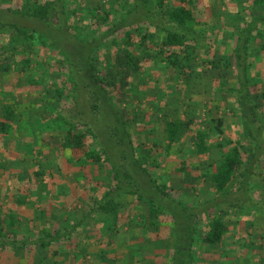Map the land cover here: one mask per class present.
Returning <instances> with one entry per match:
<instances>
[{"label":"rangeland","instance_id":"1","mask_svg":"<svg viewBox=\"0 0 264 264\" xmlns=\"http://www.w3.org/2000/svg\"><path fill=\"white\" fill-rule=\"evenodd\" d=\"M47 1L51 0H40L42 4ZM65 1L75 12L56 11L52 18L57 25L52 26L15 11L38 0H0V207L9 199L15 200L20 194L17 188L22 187L28 189V196L22 201L21 213L35 216L43 224L45 211L40 206L53 203L45 196L42 201L41 195L47 192L52 193L50 199L62 197L61 204H53V208L65 209L62 216L88 214L72 237L69 253L47 252L45 264L264 263V136L255 131L250 135L245 125L250 108L245 105V111L240 102V98L246 101L249 92L256 121L264 128V49L260 48L262 35L257 33L259 28L264 33V22L252 30L256 36L250 42L247 70L251 87L243 88L240 97L238 67L232 62L237 57L234 46L238 34L249 26L246 21L251 13H264V2L164 0L166 4L191 6L195 15L196 21L188 26L196 40L186 39L190 46L183 52L189 56L188 68L173 71L165 62L149 58L136 74L129 64L130 56L138 60L143 52L146 55V48H160L159 39L143 40V35L155 31L159 38L163 36L164 9L153 6L159 15L156 27L145 20V8L134 9L135 0ZM106 12L110 13L107 17ZM238 12L246 19H236ZM63 22L65 28L60 30L58 25ZM19 25L25 30L36 28L32 43L24 42ZM126 30L132 32L134 45L127 44ZM91 68H96L109 98L93 82ZM12 109L15 121L8 119ZM58 114L78 124L86 135V146L102 156V165L90 164L84 172L75 165L73 169L65 166L73 152L64 137L65 128L54 127ZM219 118L223 120L222 132L216 127ZM168 121L181 124L180 138L172 144L167 137ZM4 122L6 129L1 130ZM203 130L208 132V150L200 154L195 136ZM24 134L30 143H25ZM238 140H244V163L228 187V196L219 198L208 176L219 156ZM20 142L31 151L16 154ZM55 156L57 165L52 163ZM14 172H19V181L11 186L8 173ZM28 175H32L30 181ZM120 182L128 190L137 189L139 182L144 195L117 193ZM91 184L99 185L94 197ZM61 187L66 191L56 196ZM6 190L11 191L10 197ZM110 191L122 212L117 230L103 234L98 219L105 213L98 208ZM151 199L158 200L162 212L151 213ZM217 217L230 229L222 244L208 245L202 236ZM22 255L1 250L0 264H25Z\"/></svg>","mask_w":264,"mask_h":264},{"label":"trees","instance_id":"2","mask_svg":"<svg viewBox=\"0 0 264 264\" xmlns=\"http://www.w3.org/2000/svg\"><path fill=\"white\" fill-rule=\"evenodd\" d=\"M27 1L29 2L30 0H26V2ZM260 2H264V0H253L252 5L258 4ZM59 3L62 4L61 8H58L57 6ZM77 3L80 4L79 2ZM134 5H135L134 9H138L139 7L145 8V10L148 12L147 14L148 19H145V20L150 24L152 23L151 25H156V27L158 26V24L156 23H157V17H159V15H155L157 13L155 11V8H153V6L155 5L157 6V8L164 9V14H163L164 19H161V18L160 19L164 23V25H166L165 28H163L164 34L160 38L156 34L155 31L152 32L153 34L148 33V31L144 33L143 40L149 39L152 41V40L159 39L160 48L158 50H153V51H150L151 48L150 50L146 48V51H145L146 55L143 52V58L138 59V60L135 59L134 55L132 54L133 56L132 55L130 56L129 64L131 68L134 69L135 73L138 74L139 71L143 70V67L144 68L146 67L145 63L148 61L149 58L153 60L154 62L156 61L165 62L167 65V68L174 69L173 71H183L186 68H188L187 60L189 59V56L187 52L186 53H183V52L185 50L187 51V49L190 46L187 40L188 41L196 40L191 35L193 34V31H192L193 28L188 26V24H193V22L196 21V18L192 11L191 6H186L184 4H172V3L166 4L164 0H157L156 3H154V0H151V1L150 0H135ZM28 6L29 8L27 7L26 9L24 8L25 6L21 8L18 7L15 11L17 12L21 11L23 15L37 17L39 18L38 19L39 22H43L44 24L52 25V26L57 25L53 23L54 18H52L53 15L56 14V11L62 9L64 13H66V11L67 12L71 11L70 13L75 12L74 11L75 8L69 10L70 8L67 6V3L65 0H51V1L45 2L44 4H42L40 0H38V3L34 2L32 5H28ZM129 13L131 14V11L128 12V15H130ZM14 14H17V13H14ZM108 14L110 13L106 12L105 16L107 17ZM251 14L253 16L250 18L249 22L246 21V23H250L249 26L247 25V27H245L241 31V33L238 34L237 40L235 41L234 50H235V55L237 57L235 59H232V62H235V66L238 67V74H239L238 76H239V84H240L239 91H238L239 97L243 95V88L251 87L250 86L251 80H250V76H248L247 74V70L249 69V65H250V61L248 59V56L250 53L249 51H251L252 49V45L250 44V42H252L253 38L256 36V34H254L255 31H252V30L257 29V27H260L262 22H264V13L258 16L256 15L254 16L253 13ZM237 18L238 20L246 19L243 13L241 12H238L236 19ZM124 21H126V18L124 19ZM10 23L13 25H18L14 21H11ZM64 26H65L64 22L62 23V25H58L59 29L65 28ZM173 26L175 29L171 28ZM24 28L25 27H22L20 25L17 26L18 33L25 35V39H26L24 41L25 43L26 42L32 43V40L35 38L34 32L36 28L32 29L30 27L33 33L31 32V30H25ZM257 31H258L257 32L258 35L259 36L262 35L261 37L263 38V42L262 44H260V48L264 49V33L262 32V29L260 28L257 29ZM65 32L67 33L66 30ZM126 35H127V41H126L127 44L134 45L132 42V38H133L132 32L129 30H126ZM238 41L242 42V45L237 44ZM144 46L145 45H143V47ZM176 48H179V49H176ZM65 56L66 58H68V55L66 53H65ZM116 62H118L117 57H116L115 63ZM112 64L115 65L114 63ZM91 71H92L93 82H95L97 87L101 89L102 92L104 91L106 93L105 95L109 98L108 90L104 85L101 84L102 81H101V78L96 73V68H91ZM111 84L117 85L116 82H112ZM116 87L122 90L119 85ZM240 102L244 106L248 104V107L250 108V111L246 112V114L248 115L246 117L247 121H245L246 122L245 125L248 126L250 129H252V130L249 129L250 135L254 133L255 131V132H258L260 136H264V128H261L260 125L258 124V121H256L255 108L251 101V96L249 92L247 94L246 101L245 100L242 101V99L240 98ZM244 108L246 111L247 107L245 106ZM8 119H10L11 121H15L17 119L16 114L14 113L13 109L11 110V113ZM250 119H253L252 120L253 123L251 122ZM63 121L65 122V126L62 123ZM222 121H223L222 118H219L216 120V123H217L216 127L220 132H222V129H221ZM54 122L56 123V125L54 126L55 129H56V126H59V128H62V129L65 128L64 129L65 132L63 133H64V137L66 141L68 142L67 144H69V147L71 148L73 154L77 152L75 155H73V157H70V155L67 157L68 162L66 161L65 163L66 167L70 168V166L75 165L78 168H80V172L82 170L84 172V168L89 167L90 164L102 165L101 164V160H103L102 156L95 149H90L86 146L87 145L86 135L83 131L79 130V128L77 127L78 124L76 125V123H72L71 120H68V119L65 120L64 116H61L60 114L55 116ZM59 124H61L62 126H60ZM1 126H2L1 130L6 129L5 122L1 123ZM8 126H12V123L8 122ZM166 128H167V137L170 143L172 144L178 141L180 138V133H181L180 132L181 124L176 121H168L166 124ZM124 131H125V128H124ZM207 135H208V132L204 130L196 133L195 144L197 147V151L200 154H204L208 150V147L206 145ZM252 136L256 139L259 138L255 134H253ZM243 141L244 140L236 141L228 151H226L225 153H222L218 158V163L216 165L215 170L208 176V178H210V182H212L213 186L216 188L219 198L228 196V193H229L228 187L234 181V178L236 177V173L243 166L244 162H243V157H242V152H241L242 151L241 148L244 147ZM25 146L26 144L24 142H20L16 150L19 152L24 151L25 153L31 151V150H26ZM258 146L261 147L260 143L258 144ZM130 157L134 158L136 163L138 162L136 160L137 158L135 157V155H131ZM14 161L19 162L20 160L15 158ZM52 163L57 165L58 157L55 156V159L52 160ZM131 164L134 165L132 162ZM116 166L113 165V168L116 169L117 174H119L120 171L117 170ZM142 168L139 167V169H142ZM35 171L38 172L37 169ZM18 173L19 172H14L12 175L8 173L9 179L13 181L11 183V186H15L14 183L19 181V178L17 176ZM90 174H92V171L90 172ZM28 176H30V177H27L28 180L30 181L32 175H28ZM126 176L128 178H131V176L129 177L128 173L126 174ZM140 177H143V175L141 174ZM43 181H44V177L41 176L39 179V182L42 183ZM89 181L91 182V180ZM138 183L136 182V185H135V187L137 186V189L131 188L130 190H128V188H126L125 186H121V182H120L119 185H116L115 191H117V193L132 192V193H137V194L139 193L140 195H144V193H142L139 190L140 183L139 185ZM152 184H155V183L152 181ZM97 186L92 185V187H90L92 197H94V193H95L94 190L96 191ZM17 190H20L19 196H17L15 200L8 198L9 200L7 201V204H2V206L0 207V252L1 250H8V249L13 252H18V253L22 252L23 253L22 256L25 260V264H45V261L48 259V257L46 256V253L47 252L50 253L51 251L53 253L60 252V253L68 254L70 245L72 242V237L78 231V229L83 224V222L87 219L88 214H84L81 217H77V216L75 217V216H71V214H67V216L64 217L62 216L63 215L62 209L53 208L52 206L49 207L50 206L49 203H46L44 204L45 206L43 205L40 206V209L45 211V215L42 217L43 222H44L43 224L42 221L39 220L40 221L39 222L35 218V216H25L24 214L21 213L20 207L25 206L23 205L22 201L24 200V197L27 198L28 195L26 194V192L28 191V189L26 188L23 189L22 187H18ZM64 191H66L64 188L62 187L59 188L57 190L56 196H62ZM159 191L163 193L162 190H159ZM10 192L9 190H6V195H8L9 197H10ZM51 194H52L51 192H47L46 194L43 193L41 195L42 201H43L44 196H45L44 199L46 201H50L49 196ZM66 195H67L66 199H68L69 196L67 193ZM112 195L113 193L111 191L108 192L105 196L106 199L100 202V208H98V209H102L103 212L105 213V216H103L101 219H98L99 221H102L101 222L102 228L100 229V231L103 234L107 232H114L117 230L119 226L118 223L120 221V214L122 212L121 204L113 201L111 199ZM61 203H62L61 201L58 202V204H61ZM151 204L152 205H150V209L153 215L156 213L162 212V210L158 208V204H159L158 200L156 201L155 199H151ZM154 204L155 206L153 207ZM94 211H96V208L92 209L91 212L89 213L92 214L94 213ZM21 216L23 217L21 218ZM46 218L48 221L46 220ZM60 218H61V222L58 221ZM229 229H230L229 226L227 225L226 221L222 217L214 218L208 224L207 230L204 232L202 236V241L204 243H207L208 245H220L222 244L223 241H225V238L229 232ZM175 232L178 233L177 236L179 237V232L176 226H175ZM185 251H188V250H185ZM65 257L66 256H64V259H66ZM180 264H184V263L181 261ZM187 264H191V262Z\"/></svg>","mask_w":264,"mask_h":264},{"label":"crops","instance_id":"3","mask_svg":"<svg viewBox=\"0 0 264 264\" xmlns=\"http://www.w3.org/2000/svg\"><path fill=\"white\" fill-rule=\"evenodd\" d=\"M24 137L27 138V140H26L27 142H25V143H26V144L30 143V140H29L30 138L28 137V135L24 134ZM20 153H22V154H26V153H24V151H23V152H20ZM20 153H19V151H18V153L16 152V154H19V155H20ZM73 155H74V154H73ZM29 156H32V155H29ZM72 166H73V165H72ZM72 166H70L71 169H73ZM61 198H62V197H58V198H55V199H50V198H49L50 201L53 200V203H49L50 206H49V205H48V206H49V207H51V206L53 207V204H56V202L58 203L59 201H61ZM42 205L45 206L44 204H42ZM60 209L65 210V209H63V208H60ZM67 212H68V210H67ZM69 212H71V211H69ZM54 220H55V219H54ZM38 221H39V220H38ZM39 222H40V221H39ZM54 222H55V221H54ZM248 254H250V253H248ZM249 264H264V263H261L259 260H257L256 262L253 261L252 263H249Z\"/></svg>","mask_w":264,"mask_h":264}]
</instances>
